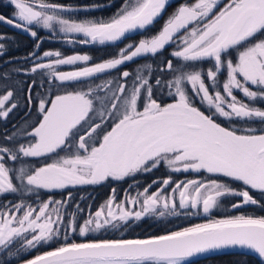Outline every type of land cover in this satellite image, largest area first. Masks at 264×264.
I'll list each match as a JSON object with an SVG mask.
<instances>
[{"label": "snow or ice", "instance_id": "obj_1", "mask_svg": "<svg viewBox=\"0 0 264 264\" xmlns=\"http://www.w3.org/2000/svg\"><path fill=\"white\" fill-rule=\"evenodd\" d=\"M17 10L14 26L29 31L28 26L42 25L45 29L58 24L64 33L83 34L88 38L82 41L99 42L116 41L133 29L144 28L159 16L165 8L166 0H129L126 6L109 21L85 20L76 22L62 18L60 13L71 11L59 4L45 3L44 0H10ZM217 0H195L191 5L178 8L169 18L159 34L148 40H141L137 46H128L130 50H122L118 58H111L93 66L83 67L77 71L58 72L56 66L73 65L78 61H89L87 55H73L60 58L61 53L45 51L44 57L55 56L57 59L49 63H36L31 68L35 73L41 69L61 82L76 81L80 78L92 77L98 73L115 69L126 61L142 54H155L172 41L181 29H187L195 22L196 26L181 37L183 47L173 55L185 62L214 60L213 68L206 72V78L215 86L218 73L226 65L227 80L220 91L210 93L201 71H183L176 75L169 87H175V102L161 105L152 98V87L147 78L137 73L136 81L131 89L125 84H118L112 95L96 97L101 106L111 104L107 115L113 119L109 131H103L98 146H90L93 134L101 129V124L94 123L90 131L79 137L78 153L73 156L60 157L52 163L31 172L21 168L16 179L21 181L27 191L34 188L62 189L68 185L97 184L108 178L122 179L138 171H150L164 161L174 171L204 170L208 173L221 174L240 181L248 189L264 192V130L259 134L248 129L247 134H238L216 123L212 116L206 115L192 103L188 92L183 87L184 81L191 85L195 95L214 108L213 115L225 118H259L264 122V110L250 107L234 95V89L251 100L264 98V39L250 43L257 34L264 35V0H229L218 12L213 13ZM0 22L13 24V19L0 16ZM36 37L37 32L31 31ZM240 46L236 62L225 59L230 49ZM168 69H173L171 61ZM130 73L124 71L123 78ZM242 77V80L239 78ZM108 81L102 87H109ZM160 81H157L159 84ZM248 85H255L259 91H253ZM141 89L147 92L146 101H142ZM13 96L11 91L0 95V116L7 117L11 108H5L6 102ZM227 97V98H226ZM230 98V99H228ZM51 107L44 101L39 104L43 119L31 133L35 143L25 147L21 145L14 150L0 147V193H15L19 189L10 176L11 169L5 166V155L15 161L18 155L39 157L55 153L65 146L74 135L73 130L87 122L89 113L93 111L94 100L91 90L88 92H68L57 95L51 100ZM142 104V110H141ZM225 105L227 109L225 110ZM103 118L104 111H100ZM83 150L84 154H79ZM180 165L181 167H176ZM163 185L170 183L163 180ZM203 190V191H202ZM142 202V211L129 212L121 204L116 203L118 213L112 210L114 200L109 199L86 219L79 227V234L84 236L89 231L104 228L115 220L125 221L134 216L139 220L144 213L155 211L158 205L164 209L176 208L175 201L170 204L169 198L160 191L147 194ZM179 193V207L189 204L197 208L202 204L203 212L208 213L218 206L219 199L225 195L242 197L233 208L242 204H257L249 190L235 191L227 184L211 180L207 184L190 180L177 183L172 189ZM138 201L133 199L132 203ZM60 201L42 203L39 208L23 203L0 211V247L7 248L17 237L25 239V245H36L53 240L59 229L54 227L62 222L59 208L51 204ZM105 208L107 212L105 214ZM164 215V212H160ZM55 216V219H53ZM116 227L115 224L112 225ZM75 230V228H73ZM31 233V238L25 237ZM67 239V237H65ZM240 246L253 250L264 258V216L253 217L238 215L226 219L210 220L205 224L173 231L166 235L149 239L98 240L82 243H64L42 255L27 260L26 264H182L188 258L212 250Z\"/></svg>", "mask_w": 264, "mask_h": 264}, {"label": "trees", "instance_id": "obj_2", "mask_svg": "<svg viewBox=\"0 0 264 264\" xmlns=\"http://www.w3.org/2000/svg\"><path fill=\"white\" fill-rule=\"evenodd\" d=\"M45 3L59 4L65 8H72V11L60 13L62 18L76 22L85 20H103L109 21L115 17L129 2V0H44ZM195 0H172L163 9L160 17L147 29L140 34L123 39L117 44L105 42L100 44L98 41L92 43H83L85 39L83 34L64 33L60 31L58 24H53L52 28L45 29L42 25L34 24L28 32H21L13 29L0 22V37L2 48L0 49V95L11 91L13 96L5 104V108H11L13 104L16 107L11 108L7 117L0 116V147H8L14 150L21 145L27 147L35 143V138L31 133L38 123L43 119V114L39 109V104L44 101L46 107H51V100L57 95H65L68 92L91 90V98L96 99V95L101 87L108 81L111 85L107 87L111 93L118 84H125L131 89L136 81L137 73L147 78L149 85L152 87V98L157 103L167 105L175 102V87H169V82L173 81L176 75L183 71H201L205 75V82L209 86L210 93L220 91L222 95L223 83L227 80L226 65L221 68L218 73V82L215 86L212 81L206 78L208 69L213 68L214 60L205 59L201 61L185 62L173 55L175 51L180 50L182 45L181 37H184L195 22L189 24L187 29H182L174 35L172 41L164 46L157 53H146L126 61L115 69L107 70L104 73H98L92 77L80 78L76 81L61 82L52 76L47 69H41L37 72H31V68L36 63H46L43 58L45 51L59 52L60 58L73 55H87L90 57L87 62L89 66L104 62L111 58H118L122 50H129L128 46L134 47L141 40L151 39L159 34L165 26V23L172 17L179 7L191 5ZM229 0H217V6L213 9V13L218 12ZM15 8L8 4L5 0H0V16L14 20ZM31 31H36V37L31 35ZM260 39H264V35L257 34L251 38L250 43H255ZM243 50L242 47L230 49V54L225 59L236 62L238 52ZM130 51V50H129ZM171 61L173 69H168L167 62ZM64 69L56 67V71L60 72ZM68 70V69H67ZM128 71L130 76L123 78L122 73ZM242 80V77H239ZM157 81H160L157 84ZM251 90L259 91L255 85H248ZM183 87L188 92L192 103L200 111L206 115H210L222 127L229 130H236L238 134H247L248 129H254L257 134L264 130V122L259 118H225L219 114L213 115L214 108H210L206 101H202L200 96L195 95L191 89V85L184 81ZM234 95L250 107L260 108L264 110V98L251 100L243 95L237 89H234ZM142 101H146L147 92L141 89ZM227 98V97H226ZM230 99V98H228ZM95 108V107H94ZM102 108V107H101ZM3 110V109H0ZM142 110V104H141ZM225 110L227 107L225 106ZM101 120L97 119V115L93 113L87 119L82 121L73 130L74 135L69 138L65 146L57 149L55 153L46 154L39 157H24L18 155V159L13 161L6 155L4 158L5 166L10 171L13 183L18 187L15 193H0V211L12 208L13 205L23 203L25 206L31 205L33 208L48 201H60V204H51L50 208H59L62 222L55 225L59 229L58 236L47 243H40L35 247L25 245V239L19 238L10 244L7 248L0 247V264H20L46 251L60 247L64 243H82L98 240H118V239H147L155 236L166 235L173 231H180L184 228L193 227L197 224H205L210 220L226 219L232 216L245 215L253 217L264 216V192L248 189L240 181L225 176H217L207 174L205 172L193 173L184 171H174L164 161H161L155 168L150 171H138L130 174L120 180L109 179L96 185L79 186L67 188L65 190L48 191L40 188H34L27 191L16 179L21 168L31 172L46 164L52 163L60 157L73 156L78 153L79 137L90 131L94 123L101 124V129L93 134V138L89 141L90 146H98L99 139L103 131H109L113 119ZM79 154L83 155V150H79ZM3 155V153H0ZM169 179L170 183L167 189L163 191V195H168L177 183H186L190 180L208 183L216 180L219 183L227 184L235 191L249 190V194L258 201L254 206L249 205L241 209L233 208L232 205L242 200V197L235 195H225L219 199L218 206L215 207L212 215L204 216L201 211L190 209H180L172 211L164 209L160 206L155 211L147 214L139 220H130L124 224L105 226L96 231H89L84 236L79 234V227L84 221L105 206L109 199H113L116 203H121L126 198L140 197L144 193V189H148L149 194L163 187V180ZM164 212V215H160ZM55 218V216H54ZM75 228V230H73ZM67 237V239H65ZM29 239V238H28ZM191 264H264L260 260L246 255L231 254L216 256L204 260H200Z\"/></svg>", "mask_w": 264, "mask_h": 264}, {"label": "rangeland", "instance_id": "obj_3", "mask_svg": "<svg viewBox=\"0 0 264 264\" xmlns=\"http://www.w3.org/2000/svg\"><path fill=\"white\" fill-rule=\"evenodd\" d=\"M8 4H10L11 6H13L11 3H10V0H5ZM14 7V6H13ZM15 8V7H14ZM67 9H71V11L73 10L72 8H67ZM16 10V9H15ZM17 11V10H16ZM15 19V18H14ZM17 21V20H16ZM17 22H20V21H17ZM20 23H23V22H20ZM34 25V24H33ZM33 25H31V26H33ZM31 26H28V28H30ZM182 30V29H181ZM177 34V33H176ZM3 40V38L2 37H0V49L2 48V44H1V41ZM54 59H57V57H55V56H52V57H43V58H41V60H45L44 62H46V63H49V62H51L52 60H54ZM88 61H78V62H76L75 64H73V65H59V66H56V67H59V68H61V69H64L63 71H60V72H70V71H77V70H79V69H81V68H83V67H88L89 65H88V63H87ZM68 69V70H67ZM96 95H98L97 97H105V96H111L112 95V93H111V91L110 90H107V87H101V89H100V91L96 94ZM226 106V105H225ZM94 107L95 108H93V111L92 112H90L89 113V116H91L93 113H95V115H97V119H101V120H104V119H106V120H110L109 118V116L107 115V113L108 112H110V111H113L112 109H111V104L110 103H106L103 107L101 106V104L99 103V101L97 100V99H95L94 100ZM102 107V108H101ZM100 111H104L105 112V115H104V117L102 118L101 117V115H100ZM176 167H181L180 165H177ZM172 169V168H171ZM180 171H183L182 170V168H181V170ZM184 172H193V173H200V172H205V173H207V174H211V175H217V176H223V175H221V174H214V173H208V172H206V171H204V170H201V171H199V172H197V171H193V170H188V171H184ZM126 177V176H125ZM109 179H113V178H108L107 180H109ZM113 180H117V179H113ZM118 180H120V179H118ZM106 181V180H105ZM102 182H104V181H102ZM102 182H100V183H102ZM97 184H99V183H97ZM88 185H96V184H76V185H68V186H66L65 188H62V189H44V190H48V191H56V190H65V189H67V188H73V187H79V186H88ZM251 190H254V189H251ZM255 191H260V190H255ZM147 194H149V193H147ZM145 195L146 194H142L140 197H136V198H126V200H124L123 202H121V203H119V204H121L124 208H126V210L127 211H129V212H132V213H135V212H137V211H142V202H143V200H144V198H145ZM163 195V194H162ZM165 196V195H164ZM167 196V195H166ZM168 197V196H167ZM133 199H135V200H137L138 202L137 203H135V204H133L132 203V200ZM115 201H114V205H113V208H112V210L114 211V212H117L118 213V209L115 207ZM106 212H107V208H105V214H106ZM151 212H153V211H149V212H147V213H144L142 216H141V218H143V217H145L147 214H149V213H151ZM94 216V215H93ZM140 218V219H141ZM53 219H55L54 218V216H53ZM130 220H137V219H135V217L134 216H132V217H130L129 219H127V220H125V221H121V220H115V221H112V223L111 224H109V225H113V224H115V225H117V224H124V223H127V222H129ZM109 225H106V226H109ZM54 227H55V225H54ZM25 237L26 238H31V233H26L25 234ZM19 238H21V237H17V238H15L14 240H13V242L14 241H16L17 239H19ZM22 239H24V238H22ZM12 242V243H13Z\"/></svg>", "mask_w": 264, "mask_h": 264}, {"label": "water", "instance_id": "obj_4", "mask_svg": "<svg viewBox=\"0 0 264 264\" xmlns=\"http://www.w3.org/2000/svg\"><path fill=\"white\" fill-rule=\"evenodd\" d=\"M170 1H172V0H166V4L165 5H167ZM162 11H163V9H162ZM162 11H161V13H162ZM161 13H160V15H161ZM160 15L155 17L153 22L151 24H149V25H146L144 28L133 29V30H131L129 32H126L125 35L123 37H121L119 40L107 41V42L111 43V44H117V43L121 42L125 38L133 37V36H136V35L140 34L142 31H144L145 29L150 27L160 17ZM6 20H7V18H6ZM2 23H4L5 25H7V26H9V27H11L13 29H16L18 31L28 32V31H25L23 28L15 27L14 26L15 21H14L13 24H9L7 22H2ZM92 43H94V42H92ZM208 213H205V214H208ZM147 239H149V238H147ZM42 254H39V255H42ZM231 254H240V255L251 256V257H254V258H256V259H258V260H260L261 262L264 263V258L259 257V255L257 253H255L253 250H250V249H247V248H242L240 246H234V247H228V248L212 250V251L207 252V253L197 254L196 256L188 258L186 261L182 262V264H191V263H194V262H197V261H200V260H204V259H208V258H212V257H216V256L231 255ZM33 258H31V259H33ZM20 264H26V261H24V262H22Z\"/></svg>", "mask_w": 264, "mask_h": 264}, {"label": "flooded vegetation", "instance_id": "obj_5", "mask_svg": "<svg viewBox=\"0 0 264 264\" xmlns=\"http://www.w3.org/2000/svg\"><path fill=\"white\" fill-rule=\"evenodd\" d=\"M167 186H168V185H167ZM167 186L164 185L163 187H160V188H159L157 191H155V192L160 191L161 194H162L163 191H164L165 189H167ZM202 191H203V190H202ZM165 196H166V195H165ZM167 196H168V198H169L170 204H171V202H172L173 200L175 201L176 208H175L174 210H172V209L170 208L172 211H177V210H178L177 208H180V209H190V208H192L190 204H189L187 207H184V208L179 207V193H178V192L173 193L172 190H170V191H169V194H168ZM252 197H253V196H252ZM253 198H254V197H253ZM239 202H240V201H238L237 203H239ZM115 204H116V203H115ZM113 205H114V204H113ZM249 205L254 206L255 204H242L241 207H239V208H237V209H241L242 207L249 206ZM160 206H162V204H161V205H158L156 209H158ZM214 209H215V208L211 209V211H210L208 214H205V213L203 212L202 204H201V205H198L197 208H193V210L201 211V213H202L204 216H206V215H212V212L214 211Z\"/></svg>", "mask_w": 264, "mask_h": 264}]
</instances>
